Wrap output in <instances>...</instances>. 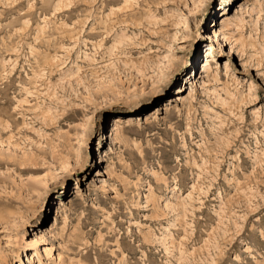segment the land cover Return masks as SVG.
<instances>
[{"label": "rangeland", "instance_id": "374dc122", "mask_svg": "<svg viewBox=\"0 0 264 264\" xmlns=\"http://www.w3.org/2000/svg\"><path fill=\"white\" fill-rule=\"evenodd\" d=\"M0 264H264V0H0Z\"/></svg>", "mask_w": 264, "mask_h": 264}, {"label": "bare ground", "instance_id": "6f19581e", "mask_svg": "<svg viewBox=\"0 0 264 264\" xmlns=\"http://www.w3.org/2000/svg\"><path fill=\"white\" fill-rule=\"evenodd\" d=\"M206 54H208L207 52H206ZM208 61V60H207Z\"/></svg>", "mask_w": 264, "mask_h": 264}]
</instances>
